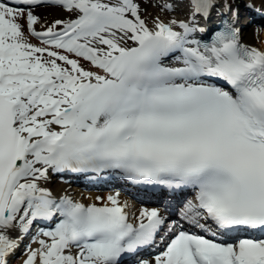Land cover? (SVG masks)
<instances>
[{"label": "snow or ice", "instance_id": "1", "mask_svg": "<svg viewBox=\"0 0 264 264\" xmlns=\"http://www.w3.org/2000/svg\"><path fill=\"white\" fill-rule=\"evenodd\" d=\"M152 6L165 17L149 22L141 0H0V264L54 220L24 264H120L158 237L138 264H264V51L242 42L230 0L208 40L199 18L220 0ZM105 170L194 190L179 211L192 230L158 208L130 222L119 193L86 205L44 186Z\"/></svg>", "mask_w": 264, "mask_h": 264}, {"label": "bare ground", "instance_id": "2", "mask_svg": "<svg viewBox=\"0 0 264 264\" xmlns=\"http://www.w3.org/2000/svg\"><path fill=\"white\" fill-rule=\"evenodd\" d=\"M44 11H46L44 14L45 15H42V17H41V19L42 20H45L46 22H51V21H53L54 19H57V18H59V17H62V19H66V18H68V17H66V14L63 12V11H61L60 9H54V10H44ZM42 12V11H41ZM159 13V15H161V17H165V13H160L158 10L157 11H155L154 13H152V16H155L156 14H158ZM180 18H182V17H180ZM186 18V17H185ZM150 20H151V17L149 18V22H150ZM258 33L259 32H257V29H254V31H249V32H247L246 30L243 32V39H244V41H247V42H249V43H252L253 44V39H255V36H257L258 35ZM45 186L46 187H48V188H51V186L53 187H56V188H60V191H59V193L60 194H62L63 192H67L68 191V187H67V184H66V182H63V181H58V182H56V183H51L50 181H48L46 184H45ZM92 195V197L93 198H97V197H101L99 194H95V193H91ZM108 195H111V192H107L104 196H105V198H107V196ZM12 235L14 236V237H17V236H19V232L18 231H14L13 233H12ZM19 238V237H18ZM40 245H39V243L37 242V245H36V247H34V248H32V249H36V248H38ZM25 253H26V250L25 251H23L22 253H20L19 254V256L17 257V259H16V261L13 263V264H24V260H26V258H27V256L25 255Z\"/></svg>", "mask_w": 264, "mask_h": 264}, {"label": "rangeland", "instance_id": "3", "mask_svg": "<svg viewBox=\"0 0 264 264\" xmlns=\"http://www.w3.org/2000/svg\"><path fill=\"white\" fill-rule=\"evenodd\" d=\"M259 1H261L262 3H264V2H263L264 0H259ZM152 5H153V3L150 2V3H148L147 5H144V6L141 5V6H142L143 9H146L147 12H149V13L151 12V13H152V12H155V11L157 10V9L154 8ZM44 8H47V9H44ZM40 9L48 10V11L51 10V11H52V10H54L55 8L52 9V7H43V8H40ZM40 9H36L35 11L39 12L38 10H40ZM42 12H43V11H42ZM151 13H150V14H151ZM38 16H39V15H38ZM150 16H151V15H150ZM66 17H67V15H66ZM255 29H257V28H255ZM255 40H256L255 42H257L259 45H261V46L264 45V31H262V32L259 34V37H258V38H255ZM35 247H36V246H35Z\"/></svg>", "mask_w": 264, "mask_h": 264}]
</instances>
